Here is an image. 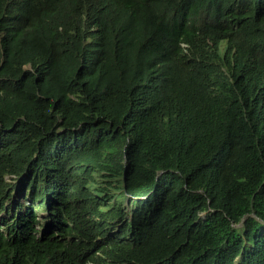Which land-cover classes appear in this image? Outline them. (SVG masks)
I'll list each match as a JSON object with an SVG mask.
<instances>
[{"label": "trees", "instance_id": "16d2710c", "mask_svg": "<svg viewBox=\"0 0 264 264\" xmlns=\"http://www.w3.org/2000/svg\"><path fill=\"white\" fill-rule=\"evenodd\" d=\"M0 264H264V0H0Z\"/></svg>", "mask_w": 264, "mask_h": 264}]
</instances>
